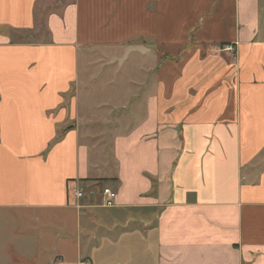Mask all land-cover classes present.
Returning <instances> with one entry per match:
<instances>
[{
	"label": "crops",
	"instance_id": "obj_1",
	"mask_svg": "<svg viewBox=\"0 0 264 264\" xmlns=\"http://www.w3.org/2000/svg\"><path fill=\"white\" fill-rule=\"evenodd\" d=\"M0 264H264V0H0Z\"/></svg>",
	"mask_w": 264,
	"mask_h": 264
},
{
	"label": "rangeland",
	"instance_id": "obj_2",
	"mask_svg": "<svg viewBox=\"0 0 264 264\" xmlns=\"http://www.w3.org/2000/svg\"><path fill=\"white\" fill-rule=\"evenodd\" d=\"M43 33H44V31H43ZM33 40L35 42L36 41L39 42V41L44 40V34H43V37L42 38L41 37L34 38ZM180 52H181V50L179 48H177V47H174V46L173 47L172 46H165L160 51V53H158V54L161 55V53H165L172 60V58L178 57V55H179ZM105 63H107V62H105ZM169 63H171V62H169ZM167 67L172 68V65H169L168 64ZM124 68H129V67L126 66ZM123 71H125V70L123 69ZM109 83H110L109 82V78L108 77H105V78L103 77V78L99 79L98 81H96L94 83V85H92L93 87H91L92 89H90L91 92L93 93V95L91 96V99H90L92 101V103H95V104L96 103H99V104H101L103 102H106V101L114 100L115 99L113 93H109L110 92V88L108 87ZM84 95H87V94L86 93L83 94V97H82L83 100L85 99L84 98ZM86 101H88V99Z\"/></svg>",
	"mask_w": 264,
	"mask_h": 264
},
{
	"label": "built area",
	"instance_id": "obj_3",
	"mask_svg": "<svg viewBox=\"0 0 264 264\" xmlns=\"http://www.w3.org/2000/svg\"><path fill=\"white\" fill-rule=\"evenodd\" d=\"M219 50L232 52L233 46L228 45V46H225L223 48H219ZM100 194H101V201H102L103 206H105V207L113 206L116 195H117V191H116V188L114 186L113 187H105V188L101 189ZM84 195H85V192L82 189H78V190L74 189L73 190V196L76 199H81L84 197Z\"/></svg>",
	"mask_w": 264,
	"mask_h": 264
},
{
	"label": "water",
	"instance_id": "obj_4",
	"mask_svg": "<svg viewBox=\"0 0 264 264\" xmlns=\"http://www.w3.org/2000/svg\"><path fill=\"white\" fill-rule=\"evenodd\" d=\"M141 50H142L141 47L129 46L124 50L121 58L113 60L112 62H116L117 64H121L126 59L128 54H130L131 52H134V51H141Z\"/></svg>",
	"mask_w": 264,
	"mask_h": 264
},
{
	"label": "trees",
	"instance_id": "obj_5",
	"mask_svg": "<svg viewBox=\"0 0 264 264\" xmlns=\"http://www.w3.org/2000/svg\"><path fill=\"white\" fill-rule=\"evenodd\" d=\"M225 46H226V44H221V45H219V48H223V47H225ZM165 57L168 58L167 55H166Z\"/></svg>",
	"mask_w": 264,
	"mask_h": 264
}]
</instances>
